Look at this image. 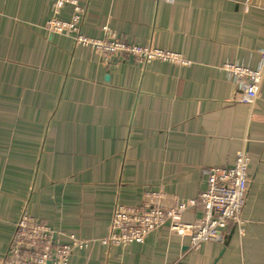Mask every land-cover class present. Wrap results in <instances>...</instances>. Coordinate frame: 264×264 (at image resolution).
I'll return each instance as SVG.
<instances>
[{
  "label": "crops",
  "instance_id": "1",
  "mask_svg": "<svg viewBox=\"0 0 264 264\" xmlns=\"http://www.w3.org/2000/svg\"><path fill=\"white\" fill-rule=\"evenodd\" d=\"M81 3L88 37L109 24L124 42L179 60L105 61L47 29L50 0H0V261L27 212L61 244L88 243L68 264H264V83L252 106L237 104L240 81L225 70H264V0ZM242 151L244 232L224 252L210 242L187 255L169 226L143 244L106 243L116 204L140 208L158 189L169 208L196 203L210 171L232 168Z\"/></svg>",
  "mask_w": 264,
  "mask_h": 264
},
{
  "label": "built area",
  "instance_id": "2",
  "mask_svg": "<svg viewBox=\"0 0 264 264\" xmlns=\"http://www.w3.org/2000/svg\"><path fill=\"white\" fill-rule=\"evenodd\" d=\"M53 17L47 25L52 33L73 40L76 48H88L98 57L110 61L114 57H133L142 64L150 62L178 61L169 52L151 47L129 44L117 37L109 24L103 28L104 37L95 39L83 33L86 8L81 0H50ZM70 8L72 18H60L62 10ZM264 66V53L262 54ZM225 70L239 80V90L232 101L252 106L258 99L264 83V70L228 65ZM249 156L246 151L238 154L232 168L211 170L206 190L195 203L178 204L173 208L165 205L166 194L155 190L147 194L140 208L116 204L109 237L106 243L124 249L131 244H143L155 231L169 226L172 235L189 241L186 254L195 252L206 243H223L230 225L235 224L240 234L244 232L240 214L247 198L249 178ZM200 207L197 220L192 224L183 222V215L191 207ZM88 248L87 242L71 237V244H61L51 231L23 214L17 222L11 245L1 264H68L70 258Z\"/></svg>",
  "mask_w": 264,
  "mask_h": 264
},
{
  "label": "water",
  "instance_id": "3",
  "mask_svg": "<svg viewBox=\"0 0 264 264\" xmlns=\"http://www.w3.org/2000/svg\"><path fill=\"white\" fill-rule=\"evenodd\" d=\"M236 230H237V226H235V227L231 230L230 234L224 238V242H223L224 250H223V252L226 250V248L228 247V245H229L231 239L234 237ZM221 255H222V254H221Z\"/></svg>",
  "mask_w": 264,
  "mask_h": 264
},
{
  "label": "rangeland",
  "instance_id": "4",
  "mask_svg": "<svg viewBox=\"0 0 264 264\" xmlns=\"http://www.w3.org/2000/svg\"><path fill=\"white\" fill-rule=\"evenodd\" d=\"M23 214H27V212L23 213ZM17 224L15 225V228H16ZM2 263V260L0 261V264Z\"/></svg>",
  "mask_w": 264,
  "mask_h": 264
}]
</instances>
